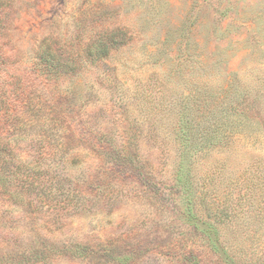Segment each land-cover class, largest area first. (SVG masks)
Instances as JSON below:
<instances>
[{
    "label": "rangeland",
    "instance_id": "374dc122",
    "mask_svg": "<svg viewBox=\"0 0 264 264\" xmlns=\"http://www.w3.org/2000/svg\"><path fill=\"white\" fill-rule=\"evenodd\" d=\"M0 98V264H264V0H0Z\"/></svg>",
    "mask_w": 264,
    "mask_h": 264
},
{
    "label": "trees",
    "instance_id": "16d2710c",
    "mask_svg": "<svg viewBox=\"0 0 264 264\" xmlns=\"http://www.w3.org/2000/svg\"><path fill=\"white\" fill-rule=\"evenodd\" d=\"M106 42H108V41H106ZM110 51H111V48L109 46V43H104V40L102 39L100 41L99 47L96 50V53H98L97 58L100 60L106 59L109 56ZM56 67H57V65H56ZM0 100H1V98H0ZM1 104H2V107H0V153H4L8 149H13V148H12L11 141H6L7 139L4 138V135H2L3 132H2V127H1V116L3 115V113L1 114V112L3 109H5L7 107V100L2 101ZM12 151L13 150H11V152ZM14 164H15V161L10 160V159H5L3 162H2V160H0V171L2 172L3 175H5L2 166L5 168V170H7L10 167L12 168L14 166ZM5 177H7V176L5 175ZM13 178L14 177H11V176L7 177L6 182L4 184L2 183V185H0L1 186V188H0L1 192L0 193H2L3 191H5L6 189L9 188L11 181L14 180ZM4 198L5 197H3V199Z\"/></svg>",
    "mask_w": 264,
    "mask_h": 264
}]
</instances>
